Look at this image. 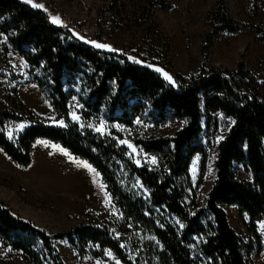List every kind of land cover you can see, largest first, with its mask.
Segmentation results:
<instances>
[{
	"label": "trees",
	"instance_id": "1",
	"mask_svg": "<svg viewBox=\"0 0 264 264\" xmlns=\"http://www.w3.org/2000/svg\"><path fill=\"white\" fill-rule=\"evenodd\" d=\"M255 9L260 19L249 24L222 6L211 11L205 55L224 31L247 28L264 40V0H256ZM0 28L66 122L60 126L38 119L23 102V112L0 106V147L28 166L38 139L61 144L97 169L120 212V235L111 226L92 224L50 233L0 202V236L6 246L32 264H65L56 239L97 256L109 249L123 264H248L253 246L241 240L225 209L237 205L252 221L264 216V97L248 69H204L170 81L162 73L170 71L164 47L153 44L151 58L99 48L77 30L54 23L49 12L28 0H0ZM75 99L84 121L103 118L128 127L138 119L155 127L174 120L184 124L173 135L135 137L133 143L156 158V163L140 164L119 141L120 132H114L117 137L101 135L74 121ZM216 112L234 123L218 145L215 181L200 205L189 192L190 166L196 154L207 156L203 122L213 125ZM9 121L30 124L11 138ZM237 163L252 173V181L237 177ZM142 237L150 250L147 259L127 246L136 242L139 249Z\"/></svg>",
	"mask_w": 264,
	"mask_h": 264
},
{
	"label": "rangeland",
	"instance_id": "2",
	"mask_svg": "<svg viewBox=\"0 0 264 264\" xmlns=\"http://www.w3.org/2000/svg\"><path fill=\"white\" fill-rule=\"evenodd\" d=\"M30 4L40 5L39 8L49 12L52 21L53 17L59 18L61 23L56 24L77 30L95 45L109 46L99 47L102 49L151 58L153 44L156 48L164 47L170 71L162 73L172 79L190 78L204 69L235 71L242 65L253 76L260 97H264V40L259 34L247 28L224 31L215 37L209 52L206 55L203 52L210 31L211 11L222 6L232 17L249 24L260 19L256 0H32ZM21 102L38 119L66 125L33 81L28 62L14 51L8 35L0 28V106L23 112ZM79 108L75 99L71 104L74 121L88 125L101 135L117 137L114 132H120L123 137L119 141L130 148L140 164L156 163V158L135 145V137L173 135L184 124L174 120L155 127L147 120L138 119L134 127H128L103 118L84 121ZM215 115L213 125L207 124L206 119L203 122L201 141L207 147V156L196 154L190 166L192 188L189 192L200 205L205 204L215 181L218 145L234 123L233 118L222 112ZM29 124L9 121L6 132L16 138ZM235 170L239 179L253 180L252 173L242 163H237ZM0 202L50 233L92 224L111 226L120 235L116 230L120 212L101 174L85 159L47 139L34 143L32 162L28 166L16 163L0 147ZM225 209L241 240L253 246L247 255L248 264H264V216L252 221L237 205L225 206ZM143 238L139 249L136 242L127 246L136 256L147 259L150 250ZM55 245L65 264H123L109 249L97 256L91 249L81 251L67 240L56 239ZM0 264L32 263L6 246L0 236Z\"/></svg>",
	"mask_w": 264,
	"mask_h": 264
},
{
	"label": "snow or ice",
	"instance_id": "3",
	"mask_svg": "<svg viewBox=\"0 0 264 264\" xmlns=\"http://www.w3.org/2000/svg\"><path fill=\"white\" fill-rule=\"evenodd\" d=\"M28 2L29 3H31L32 2V0H28ZM35 6H37V7H41L40 5H35ZM53 22L54 23H61V21L59 20V18H57V17H53ZM97 47H109V46H107V45H96ZM164 75H165V77L168 79V80H172V78H171V76H169L167 73H164ZM173 83H175L174 81H172ZM61 124L63 123L62 121L60 122ZM98 130H100V129H98ZM153 162H155V161H153ZM86 167H87V165H85Z\"/></svg>",
	"mask_w": 264,
	"mask_h": 264
}]
</instances>
